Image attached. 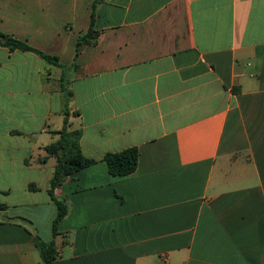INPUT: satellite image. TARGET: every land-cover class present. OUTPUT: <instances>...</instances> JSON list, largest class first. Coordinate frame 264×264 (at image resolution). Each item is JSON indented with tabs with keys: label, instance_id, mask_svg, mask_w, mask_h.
<instances>
[{
	"label": "crops",
	"instance_id": "0c3cea01",
	"mask_svg": "<svg viewBox=\"0 0 264 264\" xmlns=\"http://www.w3.org/2000/svg\"><path fill=\"white\" fill-rule=\"evenodd\" d=\"M0 33L56 58L0 43V264H42L39 238L54 264H264V0H0ZM66 120L97 163L54 237Z\"/></svg>",
	"mask_w": 264,
	"mask_h": 264
},
{
	"label": "trees",
	"instance_id": "16d2710c",
	"mask_svg": "<svg viewBox=\"0 0 264 264\" xmlns=\"http://www.w3.org/2000/svg\"><path fill=\"white\" fill-rule=\"evenodd\" d=\"M95 36L92 24L88 33L80 38L78 47L85 43H90V40ZM0 43L8 47L11 51L34 52L47 61H56V58L48 56L30 45L2 33H0ZM69 94L71 93L69 92ZM67 116H70V114L67 113ZM55 134L59 136L58 140L44 148L46 156L40 159L42 164L47 163L50 157L56 159L54 174L48 189V193L57 207V215L53 221L54 237L59 235V224L70 211L68 201L56 197V190L60 189L64 182L75 173L97 163V160L88 158L83 154L81 148L82 131L70 129L67 125V120L64 128L55 132ZM103 161L106 162L112 176H129L138 168L139 150L136 147H132L120 152H109L103 157ZM30 189L36 191L37 187L30 185ZM6 209L7 206L0 202V211H5ZM36 247L40 252L42 264H54L58 258L55 241L44 242L39 238Z\"/></svg>",
	"mask_w": 264,
	"mask_h": 264
}]
</instances>
